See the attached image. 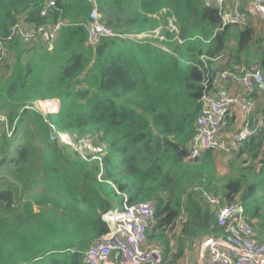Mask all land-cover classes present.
Listing matches in <instances>:
<instances>
[{
  "label": "trees",
  "instance_id": "trees-1",
  "mask_svg": "<svg viewBox=\"0 0 264 264\" xmlns=\"http://www.w3.org/2000/svg\"><path fill=\"white\" fill-rule=\"evenodd\" d=\"M48 1L0 0V43L13 53L0 74V114L11 131L0 138V264H83L81 250L107 231L102 215L120 206L122 193L128 203L154 205L146 240L164 262L171 236L192 242L223 232L204 193L240 202L264 244L261 135L235 152L260 161L250 180L238 158L224 180L211 152L187 160L203 86L215 74L209 59L228 53L223 65L231 71L261 65L250 62L257 58L253 31L223 27L213 1L95 0L114 36L89 45L92 3ZM20 21L30 28L61 23L52 49L41 40L7 41ZM154 32L161 38L147 37ZM48 99L59 108L43 115L34 105ZM61 132L98 144L99 160L60 144ZM184 247L180 238V253Z\"/></svg>",
  "mask_w": 264,
  "mask_h": 264
},
{
  "label": "built area",
  "instance_id": "built-area-1",
  "mask_svg": "<svg viewBox=\"0 0 264 264\" xmlns=\"http://www.w3.org/2000/svg\"><path fill=\"white\" fill-rule=\"evenodd\" d=\"M90 1L93 2V0ZM224 1L213 0L214 5L219 9L220 16ZM52 4L53 0L47 3L48 6ZM45 9H42V15ZM245 12L264 20V0H255ZM100 18L98 10L93 7L89 12L86 26L89 45H94L100 37L114 36ZM228 18L241 26L245 25L246 19L237 12H233L231 15L224 14L223 18L221 16L223 27L230 23L226 22ZM60 25L55 23L50 26L30 28L24 24L15 23L10 29L7 41L15 37L27 43L41 40L47 43L50 50ZM8 56V46L0 43V67L7 61ZM219 56V58L218 56L213 58L215 74L208 86L204 84L200 96L195 132L187 156L189 163L197 161L206 152L228 153L230 151L228 143L221 134L227 125V118L232 108L239 110L242 120L239 131L232 134L231 141L242 143L260 133L264 146V108L250 119L255 107L253 97L255 95L264 97V78L260 67L257 65L251 68L239 67L231 71L221 64L222 61L228 62L229 57L222 54ZM205 67L208 65L206 64ZM42 102L37 101V105L40 106ZM46 103L51 105V102ZM3 133L6 136L11 135L6 116L0 114V138ZM58 139L71 148L81 143L79 148L83 147L92 151L87 152L88 160H99L97 154L102 151L99 145L91 146L87 139L76 140L65 132L59 133ZM80 155L83 156V154ZM121 197L119 207L109 209L102 215L107 231L81 250L83 264H165L161 249L147 243L146 240V235L155 220L154 205L146 201L128 203L124 193ZM204 198L212 207L215 221L222 227L223 232L216 236L199 238L190 245L192 250H185L175 264H264V244L257 240L255 229L249 222L243 205L236 201L225 203L219 197L207 193H204ZM178 220H182V216ZM70 252H76L75 248H71Z\"/></svg>",
  "mask_w": 264,
  "mask_h": 264
},
{
  "label": "rangeland",
  "instance_id": "rangeland-1",
  "mask_svg": "<svg viewBox=\"0 0 264 264\" xmlns=\"http://www.w3.org/2000/svg\"><path fill=\"white\" fill-rule=\"evenodd\" d=\"M255 0H243V3L244 4H242L241 3V0H225L224 1V3H225V5H226V10H223L222 12H221V16H222V18H223V15L225 14V15H231V14H233V12H237L243 19H246L245 18V10H246V8L247 7H250V6H252V3L254 2ZM229 3H231V5H228ZM242 7H244V9L242 8ZM243 9V10H242ZM253 18V17H252ZM245 21V25H244V27L246 28V29H250V30H252V28H253V37H252V39L250 40V43H251V45H253V47H252V49H254V51L252 52V57H253V54H255V56H257L259 59H261V62L263 63V65L261 64V65H257L258 67H260V69H261V73H262V75H263V78H264V21L261 19V21H259L258 20V24H260V28H259V32H257V34L255 35L254 33H255V27L254 26H257V23H256V20L253 22V21H251L250 20V22L249 21H246V20H244ZM226 22H230V23H236V21H233V20H231V18H228L227 19V21ZM16 23H21V21L20 22H16ZM249 23L252 25H249ZM229 24V23H228ZM170 27H171V29H173L174 28V26H173V24L171 23L170 24ZM159 36L160 38H161V35L160 34H158V32H154V33H152V35H150V36H147V37H149V38H156V36ZM258 41H260V42H258ZM250 45V46H251ZM255 52V53H254ZM259 55H258V54ZM13 57V55L12 54H10V56H9V58H8V60H10V61H8L7 63L5 62L4 63V67H5V65H7L8 63L10 64L11 62H12V58ZM220 56H218V58H219ZM251 57V58H252ZM218 58H217V60H218ZM211 62H214V59H209ZM253 61H255V59H253V60H251L250 62H253ZM1 67L0 68V74H7V72H6V67L4 68V67ZM42 101H46V100H41V102ZM48 102H52V101H54V100H51V99H48L47 100ZM39 102V101H38ZM55 102H57L56 101V99H55ZM49 106H51V105H49V103H46V102H42L41 104H40V106H39V104L37 105V102H36V104H35V106H34V108L36 109V110H39V111H41L42 112V114H44V115H46L47 113H50L49 112V110L47 109ZM52 111H53V113H54V110L53 109H51ZM48 123V122H47ZM50 138H54V132H53V130L51 131V133H50ZM87 141L91 144V146H96V144H94L90 139H87ZM247 142V141H246ZM59 143L61 144V142H60V140H59ZM75 143H77V141H75ZM80 144L81 143H79V146H80ZM98 145V144H97ZM79 146L78 145H76V147H74V148H71V147H68L69 149H71L72 151H74V152H76L77 154H83V156L81 157V158H83L84 160H87V161H90V160H88L87 159V152H92V151H90V150H88L87 148H83V147H80L79 148ZM245 146V143L244 144H242V145H240V146H238V148H242V147H244ZM237 148V147H236ZM97 154V153H96ZM97 155H99V154H97ZM239 156H237L235 153H233L232 152V156H236L235 158H233L232 159V156H231V159L232 160H230V159H226V161L224 162V160H222L221 161V163H220V165L222 164V167H220L219 168V166L217 167V169L218 170H216L217 171V178H219L220 180H224L226 177H228V176H230V175H233L234 174V172H233V162L236 160V158H238L237 159V161H239V160H241L242 161V163L244 164V171H245V173H249L250 174V176H249V180L251 179V178H253L254 176H253V172L254 171H260V169H261V165H260V161L259 160H255V159H253V158H251V156H250V154H247V153H243L242 155L241 154H238ZM81 156V155H80ZM230 158V157H229ZM230 160V161H229ZM91 162V161H90ZM230 167V169H229V171H226L225 169H227V168H229ZM263 181H264V177H263ZM116 200V202H118V200H119V198H117V199H115ZM262 209H263V211H264V205L262 206ZM183 210V209H182ZM182 214L180 215V216H182V219H184L185 217H186V215L184 214L185 212L184 211H182L181 212ZM187 214V213H186ZM255 222H256V219L254 218L253 219ZM179 221V220H178ZM181 221V220H180ZM253 221V222H254ZM180 238H182V240H183V244H184V250L182 251L183 252V254H184V252H185V250H192L191 248H190V245H192L196 240H198L197 238L196 239H194L192 242H189L185 237H183V236H181V235H178L177 236V238H176V236H171V239H172V244H173V247L166 253V257H165V264H170V263H174L175 264V262H176V260L178 259H180L181 258V256L183 255V254H181L180 253V251H179V249H177V247H178V242H179V239ZM199 238V237H198ZM197 251V250H196ZM193 252H194V250H193ZM177 254H180V256H178V257H176V255Z\"/></svg>",
  "mask_w": 264,
  "mask_h": 264
},
{
  "label": "crops",
  "instance_id": "crops-1",
  "mask_svg": "<svg viewBox=\"0 0 264 264\" xmlns=\"http://www.w3.org/2000/svg\"><path fill=\"white\" fill-rule=\"evenodd\" d=\"M90 3H92V8L93 7H95L97 10H98V8L96 7V4H95V0H93V2L92 1H90V0H88ZM206 1V0H205ZM207 1H213V0H207ZM241 3L242 4H244L243 3V0H241ZM228 5H231V3H229ZM91 8V9H92ZM243 9H244V7H242ZM227 8H226V5L224 4L223 5V9L222 10H226ZM242 9V10H243ZM99 12V11H98ZM246 13V12H245ZM100 14V13H99ZM100 16H101V14H100ZM253 17V18H252ZM245 18H246V21H249L250 22V20L251 21H255L256 20V23H257V26H254L255 27V35L257 34V32H259V28H260V24H258V20L259 21H261V19L258 17V16H256V15H254V14H251V13H249V14H245ZM89 19V18H88ZM101 22H102V16H101ZM264 21V20H263ZM21 24H24L25 26H27V24L25 23V22H23V21H21ZM61 24V23H60ZM234 24H236V25H238V26H240L241 27V29H244L245 27L244 26H241V25H239V24H237V23H234ZM249 25H251L250 23H249ZM264 25V24H263ZM252 26V25H251ZM175 28V27H174ZM252 31H254L253 30V28H252ZM150 36V35H149ZM35 41V40H34ZM34 41H32V43L31 44H33V42ZM37 41H40V40H37ZM10 54H12L13 55V53H12V51H11V49L9 48V56H10ZM225 56H228L229 57V59H230V55L227 53V54H224ZM9 56H8V58H9ZM8 58H7V60H8ZM258 57L255 59L256 61H258ZM8 61H10V60H8ZM8 61H6V63L8 62ZM258 62H261V61H258ZM262 63V62H261ZM221 64H223V61L221 62ZM4 65V64H3ZM262 65H263V63H262ZM1 68V67H0ZM51 100H54V101H52V103H54V105H52L53 106V110H54V112H56L57 110H58V108H59V100H57L56 99V101L57 102H55V99H51ZM253 101H254V104H255V107H254V110H253V114L251 115V117H250V119H252L253 117H255V115L256 114H259L262 110H263V108H264V97L263 96H259V95H255L254 97H253ZM35 106V105H34ZM49 110V112L50 113H53V111L51 110V109H48ZM39 111V110H38ZM41 112V111H40ZM42 113V112H41ZM198 113H199V111H198ZM4 115V114H3ZM44 115V114H43ZM198 117V116H197ZM7 118V117H6ZM230 120V121H229ZM241 120H242V118H241V113L239 112V110L237 109V108H232L231 109V111H230V116L227 118V122L229 121V123L224 127V130H223V132H222V134H221V136H222V138L228 143V145H229V147H230V151L228 152V153H225V152H222V151H216V152H211L212 153V155H213V157H214V160H215V167H216V170H218L220 167H222V164L220 165V163H221V161L222 160H224V162L226 161V159H230V160H232L233 158H234V156H232V152L233 153H237L239 150H240V148H238V146H240V145H242L244 142H242V143H233L232 141H231V136H232V134H234V133H236V132H238L239 131V129H240V127H241ZM8 123V122H7ZM8 128H9V124H8ZM257 135H261L260 133H257ZM256 135V136H257ZM261 137H262V135H261ZM249 140V139H248ZM247 140V141H248ZM262 142H263V140H262ZM65 146H67V145H65ZM67 147H69V146H67ZM237 147V148H236ZM203 156V155H202ZM201 156V157H202ZM231 156H232V159H231ZM230 157V158H229ZM229 160V161H230ZM220 165V166H219ZM219 166V168L217 169V167ZM229 169H230V167L229 168H227V169H225L226 171H229Z\"/></svg>",
  "mask_w": 264,
  "mask_h": 264
},
{
  "label": "bare ground",
  "instance_id": "bare-ground-1",
  "mask_svg": "<svg viewBox=\"0 0 264 264\" xmlns=\"http://www.w3.org/2000/svg\"><path fill=\"white\" fill-rule=\"evenodd\" d=\"M46 102H48V101H46ZM48 109V108H47ZM49 109H51L50 107H49ZM248 140V139H247Z\"/></svg>",
  "mask_w": 264,
  "mask_h": 264
}]
</instances>
